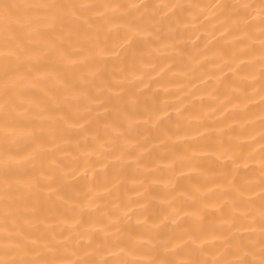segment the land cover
Here are the masks:
<instances>
[{"label":"bare ground","instance_id":"obj_1","mask_svg":"<svg viewBox=\"0 0 264 264\" xmlns=\"http://www.w3.org/2000/svg\"><path fill=\"white\" fill-rule=\"evenodd\" d=\"M64 2L175 3L184 8L175 14L163 9L168 17L155 25L153 37L147 41L120 48L123 30L108 33L100 42L104 53L96 65L102 70L99 79L72 93L61 82L83 85L91 79L89 67L65 65L51 56L44 59L42 69L53 73L51 78L23 83L26 98L41 102L43 111L32 113L34 120L21 130L42 131L41 142L47 151L42 166L30 163L20 168L19 180L38 183L35 189L20 194L27 202V212L10 222L7 230L27 229L34 233L33 238L55 237L62 242L60 247L68 249L69 255L63 258L73 260L89 259L86 253L105 246V235L98 227L107 222L106 216L119 220L107 231L129 243L134 248L132 256L139 260L167 259L165 242L181 245L187 240L182 232L198 230L212 256L227 247L233 234L247 238L246 233L256 229L258 238V223L248 225L247 218H242L245 227L235 231L225 221L233 215L237 202L245 205L240 212L247 207L258 212V185L264 176L259 142L260 117L264 115L258 94L261 66L255 50L260 26L241 30L236 26L239 17L229 19L224 9L215 7L253 0ZM103 12V8L93 10L94 15ZM94 35L81 31L66 39L65 51L95 48ZM97 89H104L103 94ZM133 98L137 102L128 104ZM120 111L132 113L138 121L131 137L139 147L123 155L113 146L115 137L105 129L106 124L118 122ZM150 115L161 116V122L154 126ZM101 139L108 142L105 147L112 148L111 153L98 154ZM30 143L32 138L22 136L18 147ZM118 155L119 161L115 160ZM53 174L55 182L44 179ZM242 186L251 189L244 192L243 200ZM232 188L239 191L232 192ZM249 200L255 204L248 205ZM204 202L211 207L198 223L189 215H182L176 224L168 218L174 207L191 213ZM151 225L159 228L152 231ZM5 227L0 214V236ZM85 229L92 234L85 235Z\"/></svg>","mask_w":264,"mask_h":264},{"label":"snow or ice","instance_id":"obj_2","mask_svg":"<svg viewBox=\"0 0 264 264\" xmlns=\"http://www.w3.org/2000/svg\"><path fill=\"white\" fill-rule=\"evenodd\" d=\"M224 9L229 19L232 16L239 17L236 25L241 30L250 29L259 24V44L255 50L259 52L260 84V111L264 113V0H253L250 3L215 5ZM97 8L105 9L103 13L93 14ZM184 8L180 4L154 5L146 3L128 4H104L95 5L85 2H64V0H0V214L3 215L5 229L2 243H0V264H264V176L258 185V212L254 207L240 212L245 205L237 202L233 205L235 211L225 223L229 229L239 231L245 225L240 221L247 218L248 225L258 223V238L256 229L247 232V238H237L235 234L227 243V247L217 255H210L208 245L201 239L198 230L182 232L181 237L187 236L181 245H175L167 241L164 246L169 253L164 260H139L132 256L134 248L116 235L108 232V228H115L118 219L106 216V223H101L98 231L103 232L106 238L105 246L93 248L86 253L89 259L63 258L69 255L67 247H60L61 241L55 237L35 236L27 229H19L12 232L7 230V225L20 219L26 214L27 202L21 193L25 190L36 188L38 181L24 184L18 179L20 168L24 164H40L47 151L42 145V131L35 128L21 130L22 125H27L34 120L32 113L43 111L41 102L27 99V92L22 87L25 81H44L53 76V73L42 71L43 61L46 57H55L65 65L80 64L89 67L88 77L83 85L71 82H61L66 92L72 93L77 87H83L98 80L101 69L96 67L102 58L104 49L100 47L102 39L114 29H122L123 48L139 40H150L153 37V29L156 24L167 19L168 9L170 13H178ZM159 12V17L157 16ZM131 17V19H129ZM247 19H244V18ZM121 21L122 23H116ZM83 32L95 33L92 37L96 41L95 48L91 50L81 49L79 53L65 51L64 41L74 35ZM170 45H165L169 47ZM80 55L79 60H73V55ZM133 79L140 77L133 76ZM104 89H97L103 94ZM123 91V89H122ZM78 95H86L79 93ZM120 95V93H116ZM136 99H129L128 104H135ZM103 107V103H100ZM107 112V109H105ZM166 115V114H164ZM116 124H106L105 129L110 130L115 137L112 142L118 148L121 155L128 152L134 144L131 134L138 121L128 111L118 112ZM149 120L153 125L161 122V116L150 115ZM261 132L259 136L260 152L264 156V115L260 117ZM197 135L202 133L197 132ZM32 138V143L25 145L23 149L18 147L20 137ZM108 143L98 140V154L111 153L112 148H106ZM26 151V155H21ZM121 156H115L119 161ZM264 168V163H262ZM49 183L55 182V175L44 177ZM243 187V186H242ZM251 190L243 187L240 191L241 200L244 192ZM232 192L239 191L232 188ZM199 192V190H197ZM196 198V197H193ZM248 205L255 201H247ZM211 205L207 202L197 206L191 213H185L183 208L174 207L170 213L171 222L176 224L182 215H189L194 222L202 219V213H207ZM128 213L125 212L124 215ZM166 218V219H168ZM27 223V222H25ZM147 224V221L144 222ZM80 227L79 224L75 225ZM155 231L159 225H151ZM84 234L90 236L92 230L85 229ZM180 238V237H177ZM83 239V236L81 237ZM66 244V241L64 242ZM150 243V241H149ZM91 247V245H89ZM116 249V251H112ZM104 254H107L106 256ZM186 257V258H185ZM229 257V258H226Z\"/></svg>","mask_w":264,"mask_h":264}]
</instances>
